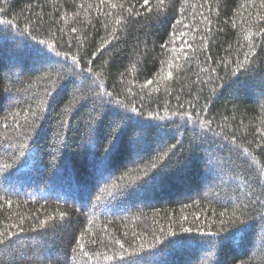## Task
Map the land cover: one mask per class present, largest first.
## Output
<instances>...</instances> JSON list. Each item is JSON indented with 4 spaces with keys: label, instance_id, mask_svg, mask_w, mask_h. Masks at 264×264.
Segmentation results:
<instances>
[{
    "label": "trees",
    "instance_id": "1",
    "mask_svg": "<svg viewBox=\"0 0 264 264\" xmlns=\"http://www.w3.org/2000/svg\"><path fill=\"white\" fill-rule=\"evenodd\" d=\"M0 239L264 264V0H0Z\"/></svg>",
    "mask_w": 264,
    "mask_h": 264
},
{
    "label": "snow or ice",
    "instance_id": "2",
    "mask_svg": "<svg viewBox=\"0 0 264 264\" xmlns=\"http://www.w3.org/2000/svg\"><path fill=\"white\" fill-rule=\"evenodd\" d=\"M145 4H148V0H144ZM164 2V0H160V4L162 5ZM149 83H151V81H149ZM153 167H155V165H153ZM185 232H188L189 229H184ZM12 234L9 233V237L11 236ZM5 243V240L4 239H0V244H3Z\"/></svg>",
    "mask_w": 264,
    "mask_h": 264
}]
</instances>
